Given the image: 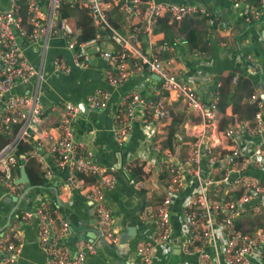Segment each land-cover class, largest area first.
I'll list each match as a JSON object with an SVG mask.
<instances>
[{
    "label": "built area",
    "instance_id": "1",
    "mask_svg": "<svg viewBox=\"0 0 264 264\" xmlns=\"http://www.w3.org/2000/svg\"><path fill=\"white\" fill-rule=\"evenodd\" d=\"M21 1L27 21L31 24L30 29L24 26L19 13ZM242 1L232 0V4L239 8L244 22L257 19L262 14L258 5L240 4ZM63 2L87 10L94 27L91 37L76 41L70 24L63 19H55L58 6ZM111 4L125 19L120 29L108 21L106 9ZM46 5L43 11L37 0H8L6 6L0 7V134L9 136L0 146V192L9 193L16 199L22 182L16 180L13 169L17 165L23 166L27 157L33 158L41 169L42 177L47 179L50 172L43 157L50 154L69 183L81 178L78 173L83 174L84 193L93 205L94 224L104 239L116 241L114 217L105 197V190L114 182V166L94 160L91 150L73 135L72 122L80 111L74 101L62 102L54 138H49L46 131L34 138L43 114L38 95L41 65L28 61L20 41L41 38L43 50L49 35H60L70 50V63L61 56H54L51 67L54 72L61 73L73 66H88L95 54H105L101 43L107 42L111 48L105 54L104 78L110 86L122 83L130 73L141 70L155 74L159 81L158 89L146 99H142L141 93L134 89L121 96L115 108L117 127L114 134L117 139L127 135L128 118L138 104L143 105L145 115L155 119L169 117L165 106L169 96L180 100L200 118L194 122L192 138L186 142V155L174 158L168 148L164 150L169 176L167 171L166 176L156 178L164 181L168 176V180L161 184L163 189L158 199L143 209V217L154 224L152 241H157L162 249L170 247L171 198L184 185L183 176L190 174V196L184 198L180 209L179 246L185 252L193 251L195 258L192 261L181 259L176 264H256L252 257L259 254L264 245V226L244 232L235 226L234 218L242 210L252 213L264 211V200L254 199L258 195L264 196V182L248 172L249 168H259L264 163V140L251 141L244 135L260 134L264 102L252 94L250 98L257 99L259 106L252 123L246 125L233 119L219 129L215 95L210 101H203L179 77L180 66L170 67L161 55V50L166 48L165 43L153 41V28L160 16L166 15L168 21H178L191 12L204 14V8L194 1L171 0H46ZM42 57L41 54L40 59ZM231 80H235V75ZM27 83L31 84L30 88L18 89ZM107 96L106 90L96 88L87 96V104L93 109L102 108ZM89 131L92 132L91 129ZM214 131L220 136L216 134L217 141L211 143ZM18 142L31 146L15 153ZM202 163L206 167L204 175L200 173ZM125 170L128 171L126 166ZM155 172L156 169L140 173L137 180L128 179L148 193L158 184L153 178ZM87 175L93 176V181L87 182ZM48 201L41 200L34 211L14 203L10 211L11 219L7 221L3 235H0V264H14L21 246L18 220L33 215L36 217L37 242L45 253L44 264H84L85 255L96 251L90 237L79 238L75 249L63 243L62 238L70 231V224L66 218L56 215L54 208L50 209ZM152 241L139 239L136 242L135 264H151Z\"/></svg>",
    "mask_w": 264,
    "mask_h": 264
},
{
    "label": "crops",
    "instance_id": "2",
    "mask_svg": "<svg viewBox=\"0 0 264 264\" xmlns=\"http://www.w3.org/2000/svg\"><path fill=\"white\" fill-rule=\"evenodd\" d=\"M7 1L0 0V7L6 6ZM171 1H194L204 8V14L210 10L219 16L218 20L217 15L215 16L214 27L209 32L207 42L209 49L207 51L187 49L183 34L178 32L176 27H172L166 32L153 30V41L157 44L164 42L166 45V48L161 50V55L166 58L170 67L180 66L178 75L181 80L189 84L203 101H210L215 95V88L220 75L233 69L241 55L246 52V58L250 59L252 64L247 68L239 69L238 73L250 78L253 86L251 95H256L264 102L263 24L260 21H255L252 29H244L242 32L241 29L234 28L241 24H243L241 27H246L247 23L239 20L241 18L239 8L232 4V0ZM37 2L43 11L46 10V0H37ZM240 4L258 5L264 10V0H258L257 3H253V0H243ZM77 8L78 23L84 27L89 23L87 10L83 7ZM204 14L201 13L197 17ZM55 19H58L57 15ZM118 22L121 27L125 23L124 17L121 16ZM24 26L26 25L24 24ZM40 39L36 41L21 39L20 41L22 51L28 61L33 65H41L38 95L43 107V114L38 122L34 138L45 131L49 134V138H54L63 101L69 100L77 104H85L86 109H80L78 116L72 122V132L75 138L81 139L86 148L91 150L94 160L103 165L112 164L114 166V182L105 190V197L114 217L117 239L115 242H110L107 239L104 240L100 233L94 237L85 234H90L91 230L98 231V229L94 224L92 202L84 193L85 182H83V177L79 176L81 178L78 181L69 183L65 178V173L56 165L54 157L50 154H44L43 157L50 172L47 178L48 186L42 188L40 192L30 195L27 194L28 190L23 189L24 185L21 184L15 200L9 193L0 192V235H3L7 221L11 219L10 211L14 203L24 209L34 211L41 200L48 199L54 205L55 214L67 218L73 227L62 238L63 243L75 249V243L80 238L79 235L83 234V238L90 237L93 239L96 251L93 254L85 255L84 264H135L137 260L136 242L139 239L152 241L151 237L154 230L153 222L143 217V209L147 204L158 199L163 189L161 184L167 182L169 176L167 170L168 176L165 177L164 181L156 178V176L160 177L161 163L167 160L164 150L168 146L162 145V140L167 132V125L171 117L169 115L167 118L155 119L151 115H145L143 105L138 104L128 118L129 131L127 135L119 140L114 134L117 127L115 108L119 105L121 96L132 89L141 93L142 99L151 97L158 89V78L146 70L134 71L122 83L114 87L110 86L104 78L107 64V55L105 54H108L107 51L111 48L107 42L101 43L103 50H106L105 54H95L88 66H73L64 73L54 72L51 67V59L54 56H61L70 63V50L58 34L47 37L46 46L43 50L40 46ZM41 54L42 59H40ZM27 87L30 88L31 84H24L18 89L23 90ZM96 88L106 90L108 96L102 108L93 109L87 104V96ZM165 106L169 114L175 112L182 113L184 116L179 124V131L175 133L174 138L177 141L173 140V147L168 148L174 158H179L186 155V142L192 138L191 131L194 122H198L200 118L173 96L166 98ZM222 114L229 116L231 114L230 108L227 106L223 113H218V117ZM149 134L150 136L152 134V137ZM216 134L220 136L218 132ZM216 134L214 131L213 136H211V143L217 141ZM181 135L184 138H181ZM244 135L251 141L264 140V118L263 128L259 135ZM133 160L140 164L141 173H150L156 169L153 178L158 184L148 193L128 179L132 178L129 176V171ZM20 166H18L16 177L19 175ZM125 166L128 171L125 170ZM200 168V173L204 175L206 167L203 163ZM37 169L41 171L39 166ZM248 172L264 182V163L259 168H249ZM183 179L184 185L171 198L172 243L170 247L162 249L163 247H158L157 241H152L154 250L151 264H166L175 245H178L176 262L181 259L192 261L195 258L193 251L185 252L179 246L181 238L180 209H182L184 198L190 196L192 176L185 174ZM254 199L264 200V196L258 195ZM18 227L21 233V246L14 264H44L45 253L37 242L36 217L33 215L18 220ZM128 227H132L133 230L130 235L127 234ZM121 236L122 240L120 239ZM262 246L259 254L252 257V261L256 264H264V245Z\"/></svg>",
    "mask_w": 264,
    "mask_h": 264
},
{
    "label": "trees",
    "instance_id": "3",
    "mask_svg": "<svg viewBox=\"0 0 264 264\" xmlns=\"http://www.w3.org/2000/svg\"><path fill=\"white\" fill-rule=\"evenodd\" d=\"M258 0H253V3H257ZM19 13L21 15L22 22L26 25V28L30 29L31 24L27 21V16L23 12V1L19 4ZM57 17L59 19H63L67 21L75 32V40L81 41L88 39L94 33V27L90 22L81 27L78 23V8L76 5H69L68 2L60 3L57 9ZM106 15L108 21L112 26L117 29H120L118 19L120 21L122 14L117 10L115 5H110L106 9ZM197 13L191 12L186 14L181 20L178 21H168V17L166 15L160 16L156 22L153 30L157 32L158 30H162L164 32L168 31L172 27H176L178 32L183 34V38L186 42L187 49H195L197 51H207L209 49L208 37L210 30L214 27L217 15L213 11H210L200 17H197ZM242 18H240V21ZM255 21H260L263 24L264 28V10L262 8V14L257 19H250L247 22L246 27H241L243 24L239 25V27H233L236 29H252ZM237 25V24H236ZM247 53L244 52L241 55L240 60L235 64V67L231 70H228L223 75H220L218 78V83L215 88V105L217 110L221 113L225 111V108L228 106L230 108V115L226 116L222 114L218 118V128L222 129L227 121L237 119L243 121L246 125H250L252 123V119L254 117L255 112L258 110L259 106L257 105V99H252L251 93L253 92V86L250 78L244 74L238 73L239 69L247 68L252 61L246 58ZM235 75V80L232 81V76ZM170 122L167 125V132L165 137L162 140V145L168 146L171 149L173 140L177 141L175 137V133L179 131L180 122L183 119L182 113L171 112L170 114ZM181 138H184L181 135ZM9 139L8 135L0 134V146ZM31 145L29 143H17V148L15 149V153H18L20 150H26ZM166 163L163 161L161 163V171L159 175L166 176L167 175V167ZM18 166L14 167V173L18 172ZM24 170L27 174L29 186L23 187V189L28 190L32 195L33 193H38L42 188L49 185L47 179L42 177L40 170L37 169V164L31 157H27L26 161L23 163ZM129 176L133 179H138L140 177V173L142 171L140 164L137 163L136 160H133L130 165ZM78 176H83V174L78 173ZM86 181H93L94 177L91 175H87ZM48 205L50 209L54 208V205L51 203V200L48 201ZM18 212L19 209H16ZM11 215V212H10ZM67 219V218H66ZM235 226L239 228L241 231L248 232L255 227L264 226V211H259L256 213L248 212V211H240L239 214L234 218ZM69 222V220H68ZM71 225V223L69 222Z\"/></svg>",
    "mask_w": 264,
    "mask_h": 264
},
{
    "label": "water",
    "instance_id": "4",
    "mask_svg": "<svg viewBox=\"0 0 264 264\" xmlns=\"http://www.w3.org/2000/svg\"><path fill=\"white\" fill-rule=\"evenodd\" d=\"M153 76H154L155 78H157L156 75L153 74ZM78 105H79L80 109H86V106H85L84 103H82V104L78 103ZM16 180L22 182V184L24 185V187H28V186H29L28 177H27V174H26V172H25L23 166H20V168H19V175H18V177H17ZM26 189H27V188H26ZM71 228H73L72 225H70V229H71ZM132 232H133L132 227H128V228H127V234L130 235ZM98 233H99V232H98L97 230H91V231H90V234H88V233H85V234H86V235H89V236H91V237H94V236H95L96 234H98ZM128 235H127V236H128ZM79 237L82 238V237H83V234H82V235H79ZM101 237H102V236H101ZM102 238H103V237H102ZM120 239L122 240V236L120 237ZM104 240H105V239H104ZM176 247H177V248H176ZM177 250H178V245H175L174 250H173V251L171 252V254L168 256V259H167V261H166V264H175V262H176V260H177V255H178ZM176 252H177V255H176Z\"/></svg>",
    "mask_w": 264,
    "mask_h": 264
}]
</instances>
